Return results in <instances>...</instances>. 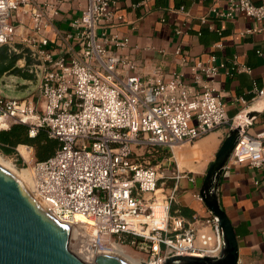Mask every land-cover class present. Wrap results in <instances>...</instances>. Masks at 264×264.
<instances>
[{"label":"built area","instance_id":"obj_1","mask_svg":"<svg viewBox=\"0 0 264 264\" xmlns=\"http://www.w3.org/2000/svg\"><path fill=\"white\" fill-rule=\"evenodd\" d=\"M120 2L88 0L71 22L74 32L53 28V39L44 33L52 25L45 11L34 12V35L17 41L14 19L26 0H0V47L24 43L43 63L40 85L31 96L14 99L0 94V131L21 124L29 127L31 138L45 131L59 142L52 157L33 163L32 194L71 226V240L85 250L89 263L97 254L123 245L146 254L147 264H165L177 256H217L222 231L216 217L190 223L171 212L181 180L194 182L178 167L173 169V150L221 128L230 129L235 118H229L213 83L222 72L232 76L249 69L237 58L228 68L210 55L194 62L187 82L182 76L164 81L160 69L151 79L141 80L137 64L117 53L128 44V38L117 33L126 21ZM211 11L224 20L245 15L264 29V4L228 0L226 11ZM51 44L56 48L49 50ZM182 52L178 47L176 53ZM254 92L251 100L239 98L242 111L264 98V90ZM21 146L32 153L31 147ZM155 147L167 150L157 165L138 161ZM238 165L264 166V133L248 131L241 137L224 174ZM169 181L174 185L168 188ZM196 196L202 201L200 194ZM78 215L90 222L77 220Z\"/></svg>","mask_w":264,"mask_h":264},{"label":"crops","instance_id":"obj_2","mask_svg":"<svg viewBox=\"0 0 264 264\" xmlns=\"http://www.w3.org/2000/svg\"><path fill=\"white\" fill-rule=\"evenodd\" d=\"M252 1L264 4V0ZM87 2L26 0L14 19L17 41L34 35V12L39 11H45V18L52 24L44 31L52 39L53 28L74 32L71 22L80 16ZM48 5L53 8L46 10ZM213 8L226 11L228 0H121L119 10L126 21L117 33L120 38H128V44L117 53L137 64V75L143 81L151 79L153 72L160 69L164 81L182 76L187 82L193 76L191 67L197 60L214 55L230 68L237 58L238 64L249 71L232 76L222 72L213 83L232 120L243 110L239 98L251 100L255 89L264 90V29L262 23L245 15L234 20L220 19L212 13ZM178 30L182 33L178 34ZM215 44L221 47L216 48ZM178 47L183 49L180 55L176 53ZM55 48L54 44L49 46V50ZM53 53L56 55L57 51ZM249 132L264 133V113L254 120ZM227 133L228 128H221L193 144L175 146L173 169L176 171L178 167L180 172L192 176L194 182L188 178L181 180L171 207L174 216L190 223L212 216L196 195L200 194L208 168ZM173 185L174 181L168 182L169 187ZM219 201L236 234L238 264H264V166L231 167L223 174Z\"/></svg>","mask_w":264,"mask_h":264},{"label":"water","instance_id":"obj_3","mask_svg":"<svg viewBox=\"0 0 264 264\" xmlns=\"http://www.w3.org/2000/svg\"><path fill=\"white\" fill-rule=\"evenodd\" d=\"M43 63L38 53L24 43L0 47V94L21 99L39 87ZM264 113V98L235 118L205 175L200 195L218 219L222 249L217 256H177L165 264H238L234 228L219 201L224 167L254 120ZM72 228L58 220L33 196L27 186L0 165V264H130L112 253H99L86 262L70 248ZM147 264V263H145Z\"/></svg>","mask_w":264,"mask_h":264},{"label":"trees","instance_id":"obj_4","mask_svg":"<svg viewBox=\"0 0 264 264\" xmlns=\"http://www.w3.org/2000/svg\"><path fill=\"white\" fill-rule=\"evenodd\" d=\"M21 145L32 147L37 161H45L49 159L60 148L59 142L49 138L45 131H40L34 138H31L29 136V127L25 125L14 124L7 131H0V150L5 153H13L15 149L20 146L21 150L26 151L27 157L30 158V149ZM160 149V147L148 148L145 154L155 158H162L166 153L161 152ZM135 157L136 156L134 155L133 158L135 159ZM142 157H139L138 161H146L143 160Z\"/></svg>","mask_w":264,"mask_h":264},{"label":"rangeland","instance_id":"obj_5","mask_svg":"<svg viewBox=\"0 0 264 264\" xmlns=\"http://www.w3.org/2000/svg\"><path fill=\"white\" fill-rule=\"evenodd\" d=\"M160 150H161V152L167 153L166 149L163 150L161 148ZM138 153L141 154V151H138ZM142 158H143V160L151 161V164L153 166L157 165L158 162L161 160V157L155 158V157L150 156L148 154L143 155ZM0 160L2 161V162H0V165L2 167H4L5 169H7L8 171H10L11 173H13L14 175H16L18 178H20L19 174L22 173L23 171L30 172V175L32 177L31 168H32L33 163L35 161H37L33 148H32V153L30 155V158H28L26 151H22L20 147H17L13 153H5L4 151L0 150ZM24 184L27 186V188L31 192V188H29L27 183L24 182ZM168 188H169V186H168ZM32 191H33V189H32ZM122 247H125L123 249H121V248L120 249L123 251L126 259H128V260L125 259L127 262H129L131 259H137L138 261L140 260V261L147 262V260L149 259L146 254H144L143 252L139 251L136 248H133L130 245H123ZM70 248L77 256L82 258L84 261H88V262L91 261V258L84 252L85 250H82L80 247H77L75 244V241L73 239L70 241ZM80 249H81V251H79ZM130 264H133V263H130Z\"/></svg>","mask_w":264,"mask_h":264},{"label":"bare ground","instance_id":"obj_6","mask_svg":"<svg viewBox=\"0 0 264 264\" xmlns=\"http://www.w3.org/2000/svg\"><path fill=\"white\" fill-rule=\"evenodd\" d=\"M0 162H2L1 160H0ZM4 168V167H3ZM20 175V176H19ZM18 176L24 181V182H26L27 183V185L29 186V188H31V192L32 193H34L33 191H32V189H34V182H33V179H32V177H31V175H30V172H28V171H23L22 173H20ZM16 176V175H15ZM19 178V179H20ZM20 179V180H21ZM21 180V181H22ZM22 181V182H23ZM23 182V183H24ZM34 196V195H33ZM35 197V196H34ZM76 218H77V220H81L82 222H85V223H87V222H90V220L89 219H87L86 217H84V216H80V215H78V216H76ZM72 235V234H71ZM73 235H75V232H73ZM123 249V248H125V247H122V246H116L115 248H114V250L112 251V254H115V255H117V256H119V257H121L122 259H126V257H125V255H124V253H123V251L121 250V249ZM126 260H128V259H126ZM131 261V262H130ZM129 262L130 263H133V264H145V263H147V262H144V261H138L137 259H131Z\"/></svg>","mask_w":264,"mask_h":264}]
</instances>
